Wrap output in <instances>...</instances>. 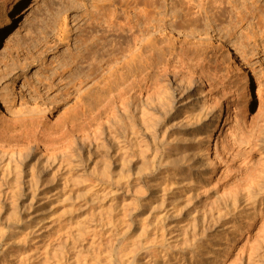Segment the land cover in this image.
Segmentation results:
<instances>
[{"label":"rangeland","instance_id":"374dc122","mask_svg":"<svg viewBox=\"0 0 264 264\" xmlns=\"http://www.w3.org/2000/svg\"><path fill=\"white\" fill-rule=\"evenodd\" d=\"M77 1L26 0L10 30L0 37L1 123L13 120L10 124L29 117L7 113L3 105L5 100L15 102L18 107L38 103V112L45 114L55 127L70 119L72 125L79 126L83 113L89 115L91 112L54 109L52 104L60 90L68 89L76 80L77 64L66 72L63 83L59 82L57 74L62 63L66 64L67 60L71 63L69 59L76 54L80 27L88 31L90 17L97 10L93 4L98 0H85L83 4ZM148 1L143 0V5L139 2L144 7L139 8L145 12L151 8V11L153 7ZM200 1L191 3L197 6ZM187 2L190 0H160L158 8L162 14L172 17L170 20L182 21L186 19L184 13L192 8ZM203 2L208 4V0ZM193 8V14L196 11L200 15L199 8ZM221 8L227 13L220 12ZM206 12L208 16L200 15L201 22L217 30L214 38L222 39L226 47L225 51L217 45L212 47L218 49L217 55L222 60L219 74L227 83L224 93L230 104L238 108L237 120L228 119L223 136L219 138L217 133L213 138L210 153L223 152L224 148L226 154L224 159L218 160L219 170L215 176L204 187L175 188L164 195L163 187L169 184L164 176V165L170 164L166 153L168 145L152 143L149 138L141 140L139 145L133 144L130 137L137 123L135 110L124 114L123 110H118L120 118L115 138L110 134L102 137L91 154L74 144L72 164H66L60 171L58 165L49 168L48 182L37 190L45 196H39L32 204L36 186L27 182H32L33 170L41 169L40 165L35 167L40 163L37 162L40 155L28 163L26 184L22 186L23 191L16 193L17 202L13 199L14 204L10 203L12 200L0 204V264H111L112 257H115V264H127L135 254L138 255L137 264H196L195 261L202 260V249L209 245L231 247L225 260L219 251L222 255L218 254L217 264L220 261L222 264H264V214L258 218L259 224L253 227L249 238L231 245L242 223L255 210L264 212V0H225L223 6L208 7ZM4 15V8L0 6V20ZM176 15L178 19L174 18ZM65 29L69 35L62 40L59 35ZM171 39L176 46L185 39L203 42L179 33ZM204 46L201 48L207 47ZM124 63L116 66L108 76L112 85L121 88L127 85ZM95 65L96 70L101 68L97 61ZM50 83L57 85L52 93L49 92ZM138 89L136 80L130 87L134 98ZM34 90L45 98L39 100ZM106 95L107 88L102 84L93 100L89 101L88 94L81 98L88 106L98 108L94 112L98 116L102 113L98 123L104 126L108 123L109 111L101 109L99 104ZM78 96L75 92L71 106ZM147 111L158 115L153 110ZM177 112L184 113L183 110ZM79 135L73 133L75 139ZM189 139L186 143L178 138L176 143L174 139L182 151L181 157L201 153L202 146L196 137L192 135ZM112 143L122 149L125 146L131 149L132 155L124 162L125 169L121 161L114 164L111 160ZM184 156L179 158L183 160ZM254 202L258 206L256 209ZM219 213L222 214L217 217ZM194 238L198 247L192 263L172 256L165 260L164 254L183 252ZM141 245L148 246V251H141ZM163 246L165 249H161ZM157 249L165 253L158 255ZM132 264L136 263L132 261Z\"/></svg>","mask_w":264,"mask_h":264},{"label":"bare ground","instance_id":"6f19581e","mask_svg":"<svg viewBox=\"0 0 264 264\" xmlns=\"http://www.w3.org/2000/svg\"><path fill=\"white\" fill-rule=\"evenodd\" d=\"M80 1L83 4L85 0ZM137 1L98 0L94 2L93 7L97 10L90 17L92 18L90 29L87 31L80 27L78 42L75 45L76 54L74 53L72 59H69L71 63H67L68 60L66 64L63 65L62 63L61 70L57 74L58 79H60L59 82L63 83L66 72L72 70L73 64L78 65L74 84L64 91L60 90V94L55 96L52 104L55 106L54 109L91 110L89 115L83 113L82 124L79 126L72 125L70 119L63 125L55 127L45 114L38 112L40 110L38 103L35 102L33 106L25 103L18 107L15 102L5 100L3 105L7 113L11 115L23 114L29 117L19 118L10 124L9 122L13 120H5V123L8 121L7 124L0 122L1 205L11 200L10 203H13V199L17 198L16 193L23 191L22 186L26 184L25 179L28 173L26 166L37 155H40L39 161H37L40 163L35 167L39 168L40 165L41 169L37 172L36 170L31 172L30 177L33 183L27 182L36 186L31 204L39 196L44 197V193H38L37 190L43 186V183L48 182L46 180H48L49 168L58 165L57 170L60 171V169H65L66 164L71 165L70 158L73 156L74 144L79 145L78 148L84 152L91 154L99 139L108 134L115 138V127L120 118L118 110H123V114L135 110L137 123L133 124L132 136L130 137L133 144L139 145L141 140L149 138L152 143L163 142L168 145L169 148L166 153L170 164L164 165V176H167L165 179L169 184L164 183V195L168 192L172 193L175 188L179 190L188 189L193 185L204 187L215 176L219 170L218 160L224 159L226 154L224 148H222L223 152L215 150L214 154L210 153L213 147V138L217 133H219V138L223 136L224 126L228 119L232 117L237 120L238 108L230 104L226 93H224L227 83L225 78L219 74L222 60L220 55H217L218 49L212 48L213 45H217L225 51L226 47L221 42L222 39L214 38L217 30L213 27L208 28L203 21L205 26L201 24L200 15H205L208 7L213 9L217 6H223L225 0H208V4L202 0L197 3V6L194 5L195 3H191L193 0H190L189 3L192 4V8H199L197 11L200 15H197L196 11V14H193L192 8L188 11L186 9L187 12L184 15L181 14L187 20L190 18L188 21L184 17V21H175L174 19L172 21L170 20L172 17L169 18L167 13H163V15L158 8L160 0H150L151 2L147 0L153 8L146 12L142 10L144 7L140 6L143 5L141 3L143 0L139 1L141 4ZM0 3L5 11V15L0 20V37H2L5 32L10 30L14 19L26 4V0H0ZM145 3L147 6V2ZM221 11L223 14L227 13L224 9ZM177 16L174 18L178 19L179 16ZM84 17L82 15V18ZM175 33L195 40L201 39L203 42H188L185 39L176 46L171 41L172 35L174 36ZM67 35H69L67 30H62L59 38L65 40ZM167 38H169L168 41ZM202 45H207V47L201 48ZM95 61L101 64V68L95 69ZM123 62L126 63H124L126 66L124 69H126L127 74V85L121 88L119 85H112L108 76L116 66L123 64ZM85 68L86 70H84ZM136 80L139 82V89L136 92V98H134L130 87L131 83H135ZM102 84H104L105 89L107 88V95L99 105L101 109L109 111V120L105 126L98 123L102 115V113L99 116L95 114L94 110H98V108L88 106V102L81 99L83 95L88 94L89 101L93 100L98 93V86ZM56 86L51 84L49 92L52 93ZM71 88L74 89L70 91ZM75 92L79 96L71 106L70 102ZM34 94H38L39 100L45 98L37 90H34ZM221 95L223 96L221 97ZM0 110L2 111L1 104ZM147 110H153L158 115L155 116ZM177 110H183L184 113L180 114ZM75 132L80 134L77 139L73 136ZM192 135L202 146L201 153L185 154V156L183 155V160H185L183 162L179 158L182 151L177 148L176 143L179 141L177 142L176 139H181L186 143L191 140L189 138ZM219 138L217 141L215 140L216 148ZM174 139L176 143H174ZM112 151H114V155H112ZM109 152L111 153V157L110 155L109 157L113 163L119 164L121 161L120 164L125 169L124 162L132 155L131 149L128 146L122 149L112 143ZM178 159L182 161V164ZM253 205L255 209L258 208L257 203L254 202ZM222 213L217 214V217H220L219 215ZM263 214L262 210H255L250 218L235 231L231 245H235L242 238H249L253 232V227L259 224L258 218ZM195 237L197 238V236ZM196 238L192 239L191 245L183 252L175 255H163L162 253L165 251L162 252L157 249L158 255L162 254L163 257H166L165 260L172 256L176 260L181 259L192 263V256L198 247H196L197 243L195 244ZM139 247L141 251H148L149 249L148 246L144 245ZM163 248L164 246L161 249ZM230 248L228 245L224 248L205 246L200 257L202 260H197L195 263L217 264L218 254L219 256L222 255L219 251H222L225 260L230 253ZM112 250L114 253L115 248ZM121 251L122 249L117 254ZM132 257V260L130 259L127 264H132V261L138 263L136 262L138 255L135 254ZM114 258L112 257V261L110 260L111 264L116 263ZM119 258L122 262L121 256Z\"/></svg>","mask_w":264,"mask_h":264}]
</instances>
